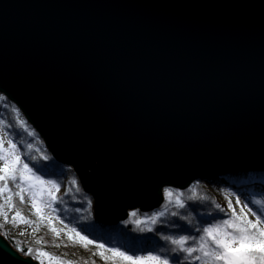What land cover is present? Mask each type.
Wrapping results in <instances>:
<instances>
[{
	"label": "water",
	"instance_id": "95a60500",
	"mask_svg": "<svg viewBox=\"0 0 264 264\" xmlns=\"http://www.w3.org/2000/svg\"><path fill=\"white\" fill-rule=\"evenodd\" d=\"M0 93L103 225L264 174V0H0Z\"/></svg>",
	"mask_w": 264,
	"mask_h": 264
},
{
	"label": "trees",
	"instance_id": "16d2710c",
	"mask_svg": "<svg viewBox=\"0 0 264 264\" xmlns=\"http://www.w3.org/2000/svg\"><path fill=\"white\" fill-rule=\"evenodd\" d=\"M0 132L7 140L11 139L17 145L22 162L27 163L36 175L45 181H54L59 186V190L54 191L56 199L51 201L50 206L44 205L45 216L48 218L42 222L37 218L34 219L36 215L32 211L28 192L23 193L24 203H20L19 197L13 195L12 209L15 212L20 211L24 217L33 222L31 226H28L32 230L31 237L14 235L13 222L10 220L5 222L4 217L0 215V235L21 256L31 258L38 264H41V259L35 258L37 249L50 253L54 258L71 261L73 264H106L99 255H94L90 259L83 254L79 256L81 258L74 257L75 246L84 247L81 243H72L69 240L70 235L75 236L72 229L94 241L93 244L88 245L93 248L94 253L105 251L106 255H111L106 252V249L120 248L121 251H128L129 254L147 255L149 252L159 254L168 258L169 264H201V261L194 259L196 255H199L198 252L188 257L186 252L178 250L176 245H172L163 237L178 239L180 236H188L189 240L185 247H196L204 227L227 219L229 212L224 204L223 190L227 191V187L234 188L236 183H240L237 178L224 176L223 179H227L226 182L211 177L207 180L199 179L185 190L166 188L163 191V204L158 209L149 213L131 211L126 221L107 226L96 220L93 199L83 191L73 169L60 164L52 157L44 141L22 111L1 93ZM260 179H264V174L257 176L251 174L246 181L253 184ZM256 183L252 187V191L255 192H250V195L254 197V201H264L263 195L259 193L264 189V184L258 188ZM9 188L12 193L18 191L15 183L11 181ZM4 194L0 195V205L5 202ZM43 199L45 202L50 200L49 197ZM254 201L247 202L248 207L255 209L254 211L258 209L264 211V205H257L253 203ZM37 225L39 228L34 231ZM52 228L59 232V236L51 231ZM75 238L79 240L78 237ZM37 240H42L43 243L38 244ZM100 244H104L105 248L99 249ZM29 249L33 250L31 254L28 252ZM69 256H73V260L69 259ZM47 260L50 264H58L55 259L47 258ZM108 264L112 262L109 261Z\"/></svg>",
	"mask_w": 264,
	"mask_h": 264
},
{
	"label": "snow or ice",
	"instance_id": "6c2138e0",
	"mask_svg": "<svg viewBox=\"0 0 264 264\" xmlns=\"http://www.w3.org/2000/svg\"><path fill=\"white\" fill-rule=\"evenodd\" d=\"M7 144L8 147L5 148L4 140L0 138V162H2L0 164V195L8 193L4 204L0 205V215L7 222L9 218L4 211L5 206L8 208L14 207L12 203L13 195L19 197L20 203H24L23 193L28 192L34 213L43 219L41 205L50 206L51 201L56 199L54 191H58L59 186L54 181L41 179L27 163H23L17 145L11 139L7 141ZM10 181L15 183L18 189L15 193H12L9 188ZM45 185L49 187L46 189ZM45 193L50 200L47 202L43 199L38 200V197H43ZM236 203L240 204V200L237 199ZM253 203L264 205V201H254ZM229 208H232L231 202H229ZM245 208L248 209V213L255 217V220L248 218L244 211ZM17 218H19V222L29 226L33 223L24 217L20 211H16L11 218L14 224L18 223ZM38 228L39 225L36 226L34 231ZM51 231L59 236V232L55 228H52ZM71 231L75 233V236H69L72 243H81L85 248L94 243L86 236H81L75 229ZM202 232L203 234L199 237L196 247H185L189 240L188 236H180L178 239L165 236L163 239L170 241L172 245H176L178 250L186 252L188 257L198 252L199 255H196L194 259L201 261V264H264V211L259 209L253 211L245 204L240 209L239 215H237L235 209H232L229 219L223 220L221 223L209 224V226L202 229ZM75 237H78L79 240H76ZM36 243L40 244L43 241L37 240ZM98 248L104 249L105 246L100 244ZM32 251V249H29V254ZM106 252L111 255H106L105 251H98L94 255H99L106 264L109 261L112 264H169L168 258L151 252L147 255L129 254L128 251H121L120 248H108ZM40 257H48L50 260L55 259L58 264H73L71 261H63L59 257L54 258L50 253L37 249L35 258L39 259ZM41 264H43V260H41Z\"/></svg>",
	"mask_w": 264,
	"mask_h": 264
},
{
	"label": "rangeland",
	"instance_id": "374dc122",
	"mask_svg": "<svg viewBox=\"0 0 264 264\" xmlns=\"http://www.w3.org/2000/svg\"><path fill=\"white\" fill-rule=\"evenodd\" d=\"M0 138H2L4 140V147L7 148L8 147V144H7V139L6 137L0 132ZM0 164H2V162H0ZM257 176V175H256ZM242 178H237L238 180H240L239 182L240 183H236L234 188H232L231 186L227 187L226 190H223V200H224V204L226 205V209L227 211L229 212L228 213V216H227V219L230 218V215H231V212H232V209H235L236 210V213L237 215L240 214V209L248 203H252V201H254V197H252L250 195V192H255V191H252L253 188L251 187H247V186H244L242 187L240 184H249V182H247V176H241ZM224 177H220V178H216L218 179V181H223V182H226L227 179H223ZM228 178H234L232 176H228ZM208 179V178H207ZM206 179V180H207ZM231 181V180H230ZM243 182V183H242ZM251 182H254L251 180ZM256 183V182H254ZM254 183L252 185H254ZM264 184V179H260L259 181H257V183L255 185H258V188H261V185ZM45 188H47V185L44 186ZM224 188V187H223ZM245 188V189H243ZM244 190V191H243ZM229 191V192H228ZM259 193H261L264 197V189L261 190ZM8 194V193H6ZM47 194L45 193V195L43 197H38V200L39 199H43V198H48V196H46ZM7 196L4 194L3 195V199L5 201V198ZM237 199L240 200V204H237L236 201ZM44 200V199H43ZM221 201H223L222 199H220ZM229 202H231V205H232V208H229ZM249 206V204H247ZM41 208H42V216H43V219L39 218L35 213L36 216H34L35 218L34 219H38V221H45V219H47L48 217L45 216V207H44V204L41 205ZM255 210V209H254ZM253 210V211H254ZM4 211L7 213L8 215V220L12 221V216L15 214V211L12 209V208H8L7 206H5V209ZM32 211L34 212V210L32 209ZM245 213L248 215V218L249 219H252V220H255V217L251 215V213H248L247 211V208L244 209ZM26 217V216H25ZM33 218V217H32ZM17 221L18 223L14 224L13 223V231L12 233L14 235H17V236H20V237H24V238H28V237H31V231L27 224L23 223V222H19V218H17ZM27 228L29 230H27ZM21 233H23V235H21ZM46 235H48L47 233H45ZM52 238H51V242H52ZM32 248V247H31ZM93 248L91 246H87V248H77L75 246V253H74V257L75 258H81L79 257L81 254H83L87 259H90L94 256V251L92 250ZM69 253H72V251H69ZM48 257H40L39 259L43 260V264H50V262L47 260ZM69 259L73 260V256H69Z\"/></svg>",
	"mask_w": 264,
	"mask_h": 264
},
{
	"label": "bare ground",
	"instance_id": "6f19581e",
	"mask_svg": "<svg viewBox=\"0 0 264 264\" xmlns=\"http://www.w3.org/2000/svg\"><path fill=\"white\" fill-rule=\"evenodd\" d=\"M259 175H261V174H259ZM245 186H247V187H254L252 184H245Z\"/></svg>",
	"mask_w": 264,
	"mask_h": 264
}]
</instances>
